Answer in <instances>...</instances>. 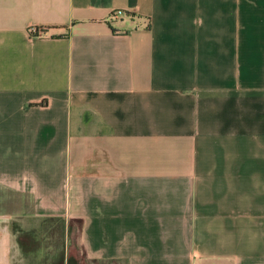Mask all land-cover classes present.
Here are the masks:
<instances>
[{
	"label": "crops",
	"instance_id": "crops-1",
	"mask_svg": "<svg viewBox=\"0 0 264 264\" xmlns=\"http://www.w3.org/2000/svg\"><path fill=\"white\" fill-rule=\"evenodd\" d=\"M0 264H264V0H0Z\"/></svg>",
	"mask_w": 264,
	"mask_h": 264
},
{
	"label": "rangeland",
	"instance_id": "rangeland-1",
	"mask_svg": "<svg viewBox=\"0 0 264 264\" xmlns=\"http://www.w3.org/2000/svg\"><path fill=\"white\" fill-rule=\"evenodd\" d=\"M70 227H71V228H75L76 225H74V227H73V226H72V223H70ZM73 233H74V230H73ZM74 241L77 242V235H76V234H72V230H70L69 242H74Z\"/></svg>",
	"mask_w": 264,
	"mask_h": 264
},
{
	"label": "built area",
	"instance_id": "built-area-1",
	"mask_svg": "<svg viewBox=\"0 0 264 264\" xmlns=\"http://www.w3.org/2000/svg\"><path fill=\"white\" fill-rule=\"evenodd\" d=\"M42 29L43 28L30 27L29 28V31H30V34H36V35H38V34H41Z\"/></svg>",
	"mask_w": 264,
	"mask_h": 264
}]
</instances>
